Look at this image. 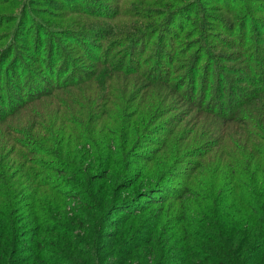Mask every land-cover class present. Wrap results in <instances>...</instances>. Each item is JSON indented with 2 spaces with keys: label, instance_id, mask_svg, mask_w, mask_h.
Returning <instances> with one entry per match:
<instances>
[{
  "label": "trees",
  "instance_id": "16d2710c",
  "mask_svg": "<svg viewBox=\"0 0 264 264\" xmlns=\"http://www.w3.org/2000/svg\"><path fill=\"white\" fill-rule=\"evenodd\" d=\"M0 264H264V0H0Z\"/></svg>",
  "mask_w": 264,
  "mask_h": 264
},
{
  "label": "rangeland",
  "instance_id": "374dc122",
  "mask_svg": "<svg viewBox=\"0 0 264 264\" xmlns=\"http://www.w3.org/2000/svg\"><path fill=\"white\" fill-rule=\"evenodd\" d=\"M257 5H255L256 8ZM87 68V67H86ZM128 77H130V75H128ZM72 97L76 100H78L79 102L76 104H65L64 106L66 107V112L62 115V112L60 113V109L59 106L57 105L54 109L53 107L55 105L52 106L51 103H46L43 105V110H45L44 112H48L47 115L50 116L48 117L49 121L44 123L45 124V130L42 131V133H38V138H33L34 140V144H39V145H44L47 142H43V139L48 140L50 138H52V132H54L57 128L60 129V133L62 130H66V132L68 134H71L73 132L77 133V136L72 137V141L74 143L76 142V138H80V140L82 139V137L84 136V134L86 133L87 130L89 131H94L97 130L98 138H102L105 139L107 137V135L109 134L106 130V128H103L100 132L97 128V126H93L92 123L97 124L98 123V119L97 115H99L98 111H99V105H95L93 108L90 104H87V109H85V103L82 102L80 100V97L73 95ZM134 98V95H132V97L130 98V101ZM65 100V99H64ZM101 108V107H100ZM53 109V111H52ZM94 112V115H93ZM201 114H205V112L201 113ZM200 114V115H201ZM85 115L84 118H82L81 116ZM93 117V118H92ZM92 118V119H91ZM192 123V122H190ZM197 124L193 127L190 128L189 126H187V131L181 136L182 139H187L188 137H190L191 135H193L192 133H194V130L196 128ZM95 133V131H94ZM89 140H87V137H85L84 139H82V143L80 144L81 147H83L82 144H86V147H90V142ZM223 144V143H222ZM205 154L208 152V148L205 149ZM221 156L223 157L224 154H221Z\"/></svg>",
  "mask_w": 264,
  "mask_h": 264
}]
</instances>
